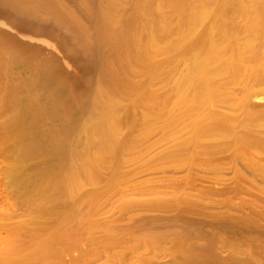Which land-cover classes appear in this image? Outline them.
<instances>
[{"label": "bare ground", "instance_id": "1", "mask_svg": "<svg viewBox=\"0 0 264 264\" xmlns=\"http://www.w3.org/2000/svg\"><path fill=\"white\" fill-rule=\"evenodd\" d=\"M86 1H89V4L94 3L92 0L84 2ZM124 1L126 2V0H100L99 7H96L97 1L94 8L90 6L94 10L97 8L93 12L95 14L92 13L94 21L96 20L93 21L92 26L94 32L91 28L89 30L93 32H91L92 35L82 23L76 21L77 18L75 19L72 11H69L70 9L61 0H42V3L38 4L24 2L22 5L17 4L19 7H25L31 14L52 17L58 23L65 24L71 21L73 24L75 22L77 35L79 33L78 36L81 35L84 39L82 44L86 53H94V57L91 58L95 60L96 56L98 60L95 69H100L98 70L101 71V78L94 91L96 104L92 101L94 108L83 124L78 123V118L83 114L80 109L86 110L87 107L84 108L80 98L78 99L76 95L74 97L75 92L69 90L68 83H65L68 87L64 85L65 79L62 75L59 76L61 73L58 71L59 74H57V69L52 70L49 64L42 66V73L36 70L37 73L35 72L36 74L25 82L27 91L23 97L21 96L23 84L18 86V81L12 80V85L8 84V87H5L6 82L0 81V84L5 85L2 87L1 84L0 95L9 93L7 95L10 98L6 100L10 102L7 104L8 106L10 104L8 108L13 109L9 113L13 123L11 129L17 140V147H20L22 158L50 159L51 156L52 159V156L57 158L62 154L60 162L56 159L49 165L32 170L20 164L13 170V185L25 195L26 202L36 216L42 217L47 213L62 216L58 218L53 229L47 231L40 239H36V235L45 230L44 223H39L43 227L38 228L41 230L38 232L37 229L24 231L21 228L25 232L22 234L27 233L25 236L28 239L32 237L31 240L27 239L28 242L24 241L26 244L22 242V238L26 239V237L21 235L22 223H19V227L17 226V229L14 228L13 231L16 229L19 234L15 232L23 237L9 238L7 236L10 240L4 244L2 242L0 264H64L66 263L64 256H67L71 250H78V243L83 235L81 233L84 230V232H93L96 227L93 222H89L87 227L84 225L83 228L73 231L69 229L70 216L82 221L76 195L85 181L91 184L98 183L101 180L100 171L109 164L119 167L127 162L124 158L125 152L132 151L142 141L140 135L128 137L125 140L119 139L123 125L137 123L136 119L131 117V112L135 113L137 109H145V117L148 119L146 131L155 129L161 123L158 129L164 132L187 131L186 134H190L178 138L177 143L169 149L176 167L185 165L189 170L187 174L174 178L171 183L158 181L156 186L133 192L129 199L123 200L124 206L171 213L165 218L161 216L147 218L145 220L147 224L144 226H148L152 232H159L165 228L166 234H162L161 238L177 244L172 254L175 257L178 254L183 261L206 256L202 253L203 250H200L201 248L196 247L194 242L191 244L190 241L194 238V231L197 230L194 228L203 223L201 219H197L196 215L203 213L200 211L207 205H205L204 197L198 194L202 190L195 186L194 182L199 175L192 172L194 166L201 165L217 169L229 159L228 162L235 165L236 177L245 175L239 170L243 168L252 171L255 176L260 175L262 171V167L255 168L251 165L256 162L253 149L261 148L264 153V129L255 130L249 127L251 121L248 120L245 112H238L241 105H246L247 97L251 95L252 89H247L245 100L234 102L237 105L233 108L225 106V103L229 98L226 95V89L230 84L246 79L257 83L264 82V0H133L131 11L124 9L126 5ZM205 23L207 25L200 34H197L198 29ZM241 30L245 32L243 38L239 37ZM23 36L31 37L26 34ZM259 39H263L260 44L257 43ZM1 44L0 78L3 79L5 71L11 70L13 63H20L28 58L29 54L19 45L11 49L8 46L9 51L7 46L6 49L5 45ZM258 46L260 49L256 51ZM160 54H176L184 57L187 67L186 73L173 81V94L162 99L155 90L151 89V85L160 80L165 72L175 70L177 65L171 59L153 64L152 58ZM252 62L255 63L253 66ZM36 65L39 66L37 63ZM46 67L51 68L48 70ZM93 68L94 66L92 70ZM26 73L29 74L30 70ZM139 74H143L145 79L141 84L134 85L133 91L137 94L127 108L121 107V101H124L123 98L129 95L134 87L132 78ZM44 88L50 102L46 106V101L45 105L42 104L45 108H42L37 100L41 95H45ZM120 108L125 110L126 117H119ZM22 109L25 113L21 111ZM47 115L61 123L60 133H63V136L70 135L72 131L82 135L86 141L84 145L86 150L81 152L76 147L77 149L73 148L74 150L71 149V151L72 145L68 144L69 142L66 143V140L53 130L47 129V132H51L47 135L44 131L45 125L41 126L42 119H46ZM263 116L264 114L259 118L263 120ZM42 130L46 133V139ZM42 137L45 141L47 139L49 141H42ZM67 144L70 145L69 148L66 147ZM66 148L71 152L64 151ZM244 160H248L247 164H242ZM122 176V173L115 172L111 182L118 183ZM207 190L212 193L220 192L215 186ZM91 195L95 197L96 193ZM69 199L70 201L63 203ZM56 201L61 203L54 207L52 203ZM87 203L92 212V200ZM188 215L193 216L189 218ZM28 220L33 221V218ZM150 221L152 224H149ZM165 225L175 227L166 229ZM81 229H83L82 232ZM13 231L10 232V236H12L11 233L16 234ZM181 231H186V234L182 235ZM114 240L113 235L109 233L103 238L106 247L111 246ZM117 240H126L125 235L122 234ZM143 255L139 256L140 264H152L150 257Z\"/></svg>", "mask_w": 264, "mask_h": 264}, {"label": "rangeland", "instance_id": "2", "mask_svg": "<svg viewBox=\"0 0 264 264\" xmlns=\"http://www.w3.org/2000/svg\"><path fill=\"white\" fill-rule=\"evenodd\" d=\"M61 1L65 3L68 9H70L69 11H72L75 19L77 18L76 21L82 23V25L87 28L88 33L90 32V28L91 30L94 29L92 26L96 20L94 21L93 19V14H95L93 12L96 11L97 8L94 10L91 7H95L96 4H98L96 7H99L101 3L99 2L100 0H96L97 2L92 0L94 3L90 0L93 5H91V3L89 4V1H86L85 3V0ZM23 2L25 4H38L42 3V0H0V44L2 40H4L2 44L5 45V48L6 46H9L10 49L17 48L16 46L19 45L20 48H23L22 50L27 51L29 57L32 56V58H30L32 62H29L30 59L28 57L25 60H27L30 65L25 60L23 61L26 63L23 61H20V63H13V70L10 66L9 68H11V70L8 69V72L5 71L3 79L0 78V81L2 80V83L6 82L5 85H7L5 86L1 83L3 86L0 84V88L1 86L8 87V84L18 81V86H22L23 84L22 87L20 86L22 91V94H20L23 97L25 96L24 93L26 94L27 91L25 88V82L36 74L37 71L39 72L40 70V73H42V66L45 64V66H47V64H49L52 67L49 68L52 70L53 68H56L57 74H59L58 71L61 73L59 76L62 75V78L65 79H62L64 85H66L65 83H68V86L73 88L71 90L69 87V90L71 92L73 91V93L75 92L74 97L76 95L78 99L80 98L83 102L84 108H88H86V110L83 109L81 103L82 109H80V111L83 114L78 118V123H85L87 121V115L91 112L92 108H94L92 107L93 102L95 101L94 103L96 104L97 100H95L94 91L101 78L100 69H97L99 73L95 69L98 62L96 56L95 60L92 59L95 54L92 52H90L92 55L89 52L86 53L82 44L84 39L81 35L78 36L79 33L77 35L78 31H76L77 29L74 27L76 26L75 22L72 24V22L69 21V23L66 22L65 25L56 22L52 17H44L45 15L40 17L41 15L38 16L36 14H31L27 12L25 7L17 6V4L22 5ZM124 5L125 10L127 9L131 11L133 0L124 1ZM206 25L207 23L200 27L197 34H200ZM74 31L76 32L74 33ZM91 32L89 33L90 35H92L94 30L92 33ZM23 34L31 37L24 38ZM244 36L245 32L244 30H241L239 32V37L243 38ZM262 41L263 39H259L257 40V43L260 44ZM9 47L8 50L10 51ZM259 49L260 46H258L256 51ZM36 58L38 59L37 61ZM168 59H171L175 65H177V68L173 71L165 72L160 80L151 85V89L155 90L161 99L167 95L173 94V81L187 71L184 57L176 54L156 55L152 58L151 62L154 64L167 61ZM40 62L44 63L42 64ZM36 63L39 66H37ZM51 63L53 65H51ZM17 64L19 65L17 66ZM254 64V62L251 63L252 66ZM21 66H24L23 69L25 71ZM93 66L94 68L92 70ZM38 67H40V69ZM49 68L47 69L49 70ZM17 69L20 70V72ZM29 70L30 73H26L29 72ZM11 75L13 78H11ZM26 76H29V78ZM7 78L8 82L6 81ZM23 78L24 80H22ZM144 79L143 74H139L132 78L134 83L133 86L141 84ZM135 86L131 89L129 95H126L123 98L124 101H121V107L126 106L127 108L128 104L134 99V96L137 94L136 91H133L135 90ZM249 88L252 89V93L247 97L246 105H241L242 107H240L238 112H245L244 114H246L248 120L251 121L249 127L254 128L255 130H261L264 129V116L263 120L259 118L260 115L264 114V82L257 83L250 79L247 81L246 79L235 84H230L226 89V95L229 98L227 99L225 106L233 108L237 105L234 102H241L243 99L245 100L246 91ZM45 90L46 89L44 88V92L42 91L45 95H41L39 99L37 98L38 100L36 99L37 103L40 102L38 105H45V102L47 101L46 106H48L50 102L47 96L48 93ZM7 94L9 95V93H6V95ZM6 95H0L1 252L3 251L2 245L4 242L6 243L10 240V237L25 236L27 234H22L25 233L22 230L37 229V232L41 231L38 230V228L43 227L39 225L40 222L44 223L45 230L37 234L36 239L43 238L47 231L53 229L58 218L62 216L61 214L58 215L54 213H47L42 217L36 216L30 205L26 202L25 195L13 185L12 172L18 165L22 164L25 168L32 170L49 165L51 164V161L55 162L56 159H59L58 162H60V160L62 161V154L58 156L59 158L52 156L51 159L50 156L49 158L51 160L44 158H22L20 155V147H17V140L12 133L11 128L13 123L9 118V113L13 109L8 108L10 104L9 106L7 104L10 102L7 100L10 97ZM71 95L73 94L71 93ZM81 97H83V99ZM45 98L47 100H45ZM84 99H87L86 101H88L86 103L87 106L84 104L86 102L83 101ZM240 102L238 104H240ZM44 105H42V108H45ZM23 109L21 111L25 113ZM118 115L119 117H124L126 115L125 110L120 108ZM48 116L49 115L46 116V119H42V124L40 123L41 126L43 124L45 125L44 131L48 129L53 130L55 133H59L60 136L66 140V143L69 142L68 144L74 146H71L70 150L73 148H79L78 150L81 152L86 150V147H84L86 141L82 135L76 134L77 131H72V133L70 132L72 135L70 133V135H68L69 137L71 136L70 138L67 135H64V137L63 133H60L61 123L57 120L55 121V118L53 117L49 116L48 118ZM131 117H134L137 123H134V125H130L129 123L123 125L120 130L119 139L125 140L128 137L132 138L140 135L142 141L132 151L125 152L124 158L127 159V162L119 167L109 164L100 171L101 180L98 183L91 184L85 181L82 185L80 191L76 195L78 199L77 201L79 202V211L82 216V221L77 220L74 216H70L68 227L73 231L77 228L80 229L84 225L87 227L86 225H89V222H93L96 228L93 232H84L85 230L83 231V229H81V232L83 231L81 234L83 235H81L82 237L80 236L78 250L73 248L74 250H71L73 253L69 251L67 254L68 257L64 256L66 259L63 258L65 260L64 262L67 264H140L141 260L139 256L140 254H144L143 256H146L147 258L150 257V260H152L150 263L152 264H264V153H262V149L257 148L252 150L256 162L251 166L255 168L262 167V171L259 173L260 175L257 176H255L252 171H247L248 169L243 168V170H239L245 175L242 177H236L234 170L235 165L232 164V162L229 163V159H225L226 161L223 165L219 166L217 169H210L201 165L194 166L192 172L201 176L200 178L202 179L201 182L198 176L194 183L195 186L202 190L201 192H198V194L204 197L205 205H207L200 211L203 213H200L198 216L196 215L197 219H201L203 223L197 225L199 227L194 228L197 230L194 231V238H191L190 241L191 244L194 242L193 244L195 246L197 245L196 247L201 248L200 250H203L202 253L206 256L202 255L194 260L183 261L182 257L178 256V254V257H175V255L172 254L173 250H176L177 244H173L171 240L161 238L162 234H166L165 228L162 229V227V230L159 232H152L148 226H144L147 224L145 223L147 218L152 216H161L162 218H165L166 216L171 215V213H160L159 211L148 208L124 206L123 200L129 199L130 194L133 192L151 188L153 185L156 186L158 181L171 183L174 178L176 179L180 176L183 177L187 174L189 170L185 165L176 167V164L174 163L175 161L171 159L172 152H169V149L173 147V144L177 143L178 138H183L190 134H186L187 131H176L173 133H169L170 131L164 132L161 129H158L161 123L155 129L146 131L148 119L145 117L144 108L137 109L135 113L131 112ZM44 131L42 134L45 137L46 133H44ZM49 132H47V135ZM43 140L44 138L42 137V141ZM46 141L44 140V142ZM68 144L66 147L69 148L70 145ZM70 150H67L66 148L64 151L71 152L72 150ZM260 152L262 155L259 154ZM66 159L68 160V158ZM247 161L248 160H244L242 164H247ZM199 162L202 161L199 160ZM238 167L241 168L240 166ZM115 172L123 174L118 180V183L111 182L112 176ZM212 186L213 188L215 186L220 192L212 193L208 191L207 188H212ZM92 193H96V196L94 197V195H91ZM89 200H92L93 202L92 212H90L91 207L87 203ZM67 201H70V199L65 200L63 203ZM60 203L61 201H56L55 203H52V205L56 207L60 205ZM44 204H47V202H44ZM58 209L60 208L58 207ZM192 216L193 215H190L189 218ZM30 218H33V221H29L28 219ZM187 221H189V219ZM19 223L22 224L20 225ZM18 224L21 226L20 230L22 228L21 235H18L19 233L16 231L17 226L19 227ZM149 224H152V221H150ZM158 226L161 227V225ZM166 226V229H168V227L172 228L174 225H165L164 227ZM14 228H16L15 231L18 234L13 231ZM11 231L16 234L11 233L12 236H10ZM108 233L113 235L115 240L111 246L106 247L103 238H105ZM180 233L185 235L186 231H181ZM122 234L125 235L126 240L118 241L117 239L122 236ZM4 239L5 241H3ZM22 239V242H24L28 237ZM31 239L32 237L28 240ZM28 240L26 242H28ZM19 243L23 244L21 242ZM24 244L26 243L24 242Z\"/></svg>", "mask_w": 264, "mask_h": 264}]
</instances>
